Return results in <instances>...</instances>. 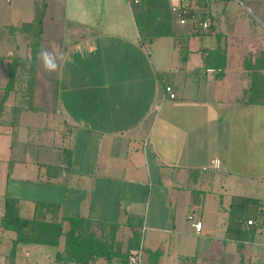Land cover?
I'll return each instance as SVG.
<instances>
[{
	"label": "crops",
	"instance_id": "obj_1",
	"mask_svg": "<svg viewBox=\"0 0 264 264\" xmlns=\"http://www.w3.org/2000/svg\"><path fill=\"white\" fill-rule=\"evenodd\" d=\"M8 1L0 0V99L10 73L25 81L31 57L18 54L31 52L15 35L38 7V0ZM45 1L43 33L59 31L66 43H40L38 53L56 50L57 68L46 71L37 56L35 77L50 83L58 103L46 124L34 125L21 116L41 107V83L31 107L15 88L3 102L0 264H123L120 253L141 244L144 264H259L264 225H236L231 203L244 194L225 186L241 153L264 152V4L255 11L245 0L162 1L152 7L156 16L170 9L177 20L175 5L189 2L212 23L174 19L173 34L150 39L135 17L146 10L138 1ZM35 137L51 149L43 157L27 153ZM7 196L26 218L38 210L48 220L81 216L98 238L115 229L112 259L81 251L74 255L85 262L62 258L65 235L58 246L21 242L13 252L15 233L1 224ZM194 221H202L200 231Z\"/></svg>",
	"mask_w": 264,
	"mask_h": 264
},
{
	"label": "trees",
	"instance_id": "obj_2",
	"mask_svg": "<svg viewBox=\"0 0 264 264\" xmlns=\"http://www.w3.org/2000/svg\"><path fill=\"white\" fill-rule=\"evenodd\" d=\"M162 1L164 2L166 0H139L138 5L146 10L135 9V17L139 27H141V33H143V36L147 35L150 39L161 35L173 34L172 30L169 29V26L172 27L175 19L171 10L169 9L165 15L160 12L159 16H156L154 9L152 8L155 5L160 6ZM37 3L38 7L35 17L29 21L23 22L17 28L20 30L21 34L24 35L26 45L28 46L27 48H29L30 50H28L31 52L30 56L18 54V56H22L24 58L31 57L24 64L25 81L24 79L21 80L20 75L16 74V71L10 73V80L7 82L5 94L0 99V116L3 102L8 98V95L14 88L25 95L27 108L32 105L33 91L37 82L35 77V60L38 56L37 53L42 40L45 19L44 15L47 8V2L45 0H38ZM166 19H168V26ZM177 20L175 19V21ZM11 65L12 68L17 67V63L10 64V67ZM260 201L261 199L257 197L245 195L233 196L230 216L236 225L242 227L243 220L247 222L250 217L257 219V223L248 224L252 229H257L259 225H262L260 222L261 210L259 208L263 205L260 204ZM64 221L69 222L67 229H65V225L63 223ZM1 224L3 227L10 229L15 233L13 252L15 251L18 243L21 242L44 243L58 246L60 244L61 236L65 235V248L63 253H61L62 258L67 257L69 259H75L79 262H85L88 258H84L77 253L74 255V253L77 251H81L83 253L99 252L101 255H107L108 259H112V256L115 253L112 250V247L115 244H118L114 236L115 229H112V236H109L108 234V236L103 235L102 238H98L96 237L95 232L92 231V222L88 218L81 216H62L60 220H48L46 219V216H44V213H41L38 210L32 218L23 217L18 211L17 200L9 196L5 199V211L1 218ZM239 227H237V229L240 230V232L243 231ZM128 255L120 253L123 264H127Z\"/></svg>",
	"mask_w": 264,
	"mask_h": 264
},
{
	"label": "rangeland",
	"instance_id": "obj_3",
	"mask_svg": "<svg viewBox=\"0 0 264 264\" xmlns=\"http://www.w3.org/2000/svg\"><path fill=\"white\" fill-rule=\"evenodd\" d=\"M14 1L15 0H10V2L8 1L7 5L12 6ZM244 4L246 5V7L251 6V7H253V9H255V11H257L258 7L260 5L264 4V0H245ZM53 22H56V21H53ZM11 29L13 30L12 27H11ZM19 34H21V33H19V32L16 33V35H19ZM51 34L43 33V38H42L41 42H44V43L46 41L52 42L51 44L55 43L56 47L58 44L66 43V42L59 41V35H60L59 31L52 32ZM61 40H65L64 37H62ZM24 42H26L25 39H24ZM41 51H43V50H41ZM55 52H56V50L54 51V55H55ZM38 79H39V81H37L36 83H41L40 84L41 87L38 88V90L36 91L35 102L37 101L36 104H38L41 107L39 108L37 106L39 109H37L35 113L34 112L30 113L28 111L23 112V114L21 116V120H22V123H24V124H34V125L35 124L36 125L37 124H46L44 121L46 112H48L50 110L52 111V109H53L52 107L56 108L57 103H58L57 97H55V98L52 97V100L50 99V96H49L50 91L48 92V89L46 87L47 84L49 85L50 83L40 81V78H38ZM55 108H54V113H55ZM244 124H250V123H244ZM26 129H28V127ZM43 134H45V133H43ZM35 138H33V139H35ZM34 141H35V144L34 143L30 144L29 149L27 150V153H29V155L32 153L37 154L39 151V154L41 155V157H43L44 153L51 151V149L48 150L43 145L41 146L40 142L38 143V141H39L38 138H36ZM259 142H261L262 149L264 151V144H263L264 141H259ZM36 143H38V144H36ZM251 143H253V142H250L248 144L249 148H250ZM255 144H257V143L255 142ZM261 144H259V145H261ZM258 146H256V147H258ZM36 147H38L39 149L37 150ZM244 149H245V142H244ZM259 153H257L256 157H254V158H253V153L251 151L248 154V157H244L245 156L244 153H241L239 155V159L233 163V165L235 166V170L228 173V176L226 179L225 189L227 190L228 193L229 192L231 193V191L234 190L235 193L260 197L261 198L260 204H262L264 206V152H262L260 154ZM221 182H222V178H220V180L218 181V186L216 189L220 188L219 185H221ZM226 199H227V197L224 196V198L222 199L223 200L222 203L224 202V204H225ZM259 233L264 234L262 231ZM260 238L264 240V236H260ZM232 242H234V244L236 245L235 241H232ZM252 247L254 248L255 245H252ZM258 250H259V256H260L259 264H264V246L258 247ZM245 253H247V254L251 253L249 248H247ZM239 259H241V257Z\"/></svg>",
	"mask_w": 264,
	"mask_h": 264
},
{
	"label": "built area",
	"instance_id": "obj_4",
	"mask_svg": "<svg viewBox=\"0 0 264 264\" xmlns=\"http://www.w3.org/2000/svg\"><path fill=\"white\" fill-rule=\"evenodd\" d=\"M133 1H139V0H133ZM175 9L180 23H187L191 21L195 25H198L201 28H208L212 23V20L208 15L203 16L199 12V10L191 6L189 2H187L184 5L176 4ZM167 89L171 91V86H168ZM171 96L174 97L175 93L171 92ZM215 164H218L217 160ZM259 209L261 210L260 222L262 225H264V206H261ZM189 218L193 219V214H190ZM254 223H257V219L253 217H250L247 220V224H254ZM193 225L195 226L197 231H200L202 229V221H194ZM144 261H145V250L142 244L139 247L130 250L127 264H144Z\"/></svg>",
	"mask_w": 264,
	"mask_h": 264
},
{
	"label": "clouds",
	"instance_id": "obj_5",
	"mask_svg": "<svg viewBox=\"0 0 264 264\" xmlns=\"http://www.w3.org/2000/svg\"><path fill=\"white\" fill-rule=\"evenodd\" d=\"M38 58L42 59L43 61V66L46 71H55L57 68L56 64V58L52 55V53L43 50L40 53H38Z\"/></svg>",
	"mask_w": 264,
	"mask_h": 264
}]
</instances>
